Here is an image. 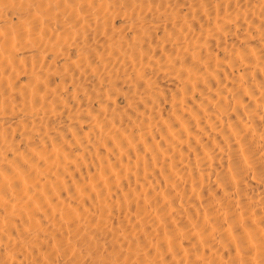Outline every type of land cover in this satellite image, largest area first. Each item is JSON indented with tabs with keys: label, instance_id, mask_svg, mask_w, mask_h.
Listing matches in <instances>:
<instances>
[{
	"label": "bare ground",
	"instance_id": "bare-ground-1",
	"mask_svg": "<svg viewBox=\"0 0 264 264\" xmlns=\"http://www.w3.org/2000/svg\"><path fill=\"white\" fill-rule=\"evenodd\" d=\"M0 264H264V0H0Z\"/></svg>",
	"mask_w": 264,
	"mask_h": 264
}]
</instances>
